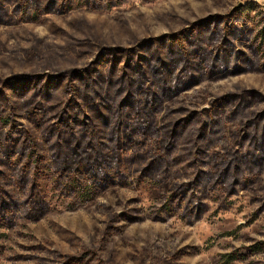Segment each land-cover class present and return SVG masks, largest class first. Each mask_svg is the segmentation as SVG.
<instances>
[{
	"label": "rangeland",
	"instance_id": "rangeland-1",
	"mask_svg": "<svg viewBox=\"0 0 264 264\" xmlns=\"http://www.w3.org/2000/svg\"><path fill=\"white\" fill-rule=\"evenodd\" d=\"M20 1L0 0L5 15L0 91L11 101L0 96V115L8 114L11 103L24 130L40 140L72 98L67 78L52 76H75L90 67L108 74L111 63L102 60V52L115 51L120 62L112 67L119 73L127 55L118 51L149 38L196 31L201 49L214 54L223 45L213 38L218 32L224 36L230 23L231 40L247 38L250 50L238 48L256 52L257 66L198 77L187 90L146 106L154 133L139 138L145 146L133 145L131 152L111 158L117 163L123 156L121 168L111 172L127 176V184L106 188L91 200L55 202L40 219L22 220L10 230L0 226V264H264V158L251 157L260 140L253 136L254 124L264 115V0H122L109 9L74 4L63 13L53 8L64 0L47 10L51 0H24L31 6L26 9ZM204 20L214 31H201ZM164 47L153 45V51L167 58ZM189 60L195 63L194 56ZM76 78L73 87L82 90ZM150 83L136 92L140 109L157 89ZM115 88L103 85L95 96L115 107L124 94ZM83 107L97 136L116 135L113 123L102 127L89 102ZM123 115L135 113L127 108ZM132 154L131 164L126 156ZM153 156L157 169L142 171ZM231 161L229 173H220L218 166ZM221 176L233 183L227 186Z\"/></svg>",
	"mask_w": 264,
	"mask_h": 264
},
{
	"label": "trees",
	"instance_id": "trees-1",
	"mask_svg": "<svg viewBox=\"0 0 264 264\" xmlns=\"http://www.w3.org/2000/svg\"><path fill=\"white\" fill-rule=\"evenodd\" d=\"M23 1H20L21 9L22 7L25 9L31 7L30 5L26 6ZM121 1L64 0L57 8H53V11L63 13L74 4L82 8L109 9ZM56 4H58V0H51L50 4L45 5L46 8L43 9L47 10L48 7ZM63 8L66 9L63 10ZM17 11L18 9L15 10V13ZM4 17L1 6L0 23H4ZM209 24L208 20H204L201 24L203 26L201 31H214ZM224 31V36L218 32V35L213 38L214 41L218 40L223 45L218 53L203 51L201 40L196 37V31L191 33V36L183 33L162 35L146 39L140 42L137 48L128 50V52L126 50L118 51L127 55L124 58V67L119 73H116L115 68L112 67L114 61L116 65L117 62H120L118 55L112 51L101 54L104 56L102 60L111 63L108 74L100 71L97 67H90L74 72L77 74L75 76L65 72H59L52 76L61 82L67 78L66 87L67 91L72 94V98L65 103L66 106L58 114L57 120L47 129L41 131V140L28 130H24L23 122L19 120L20 116L18 117L12 104L8 103L12 112L9 111V115L6 116L0 115L1 126L6 127L2 128L0 132V226L10 230L19 225L22 220L40 219L55 202H63L62 200L69 198L75 201L91 200L106 188L114 185H126L127 176L111 172L112 167L118 170L121 168L123 156L117 163L111 158L115 152L120 156L131 152L133 145H138V148L145 146L140 143L141 139L148 138L147 134L154 133L147 126L148 116L144 112L146 106L153 107L155 104H160L167 98L187 90L198 80V77L204 75L207 78L224 76L228 73L247 71L257 66L256 52L251 54L250 51L247 53L246 50L238 48L241 45H249L250 50L251 42L247 38L239 37H233L234 41L231 40L229 34L235 30L230 27V23H226ZM156 44L165 46L167 58L163 55H156L153 51V45ZM190 45L193 46V49L189 48ZM221 51H223L222 54ZM131 53H134L136 57L134 58ZM109 54L110 56H108ZM191 56L195 57L194 64L189 60ZM262 67L264 68V66ZM74 77L82 81V90L73 87ZM116 77L119 83L114 81ZM148 82H151L150 85H156L157 89L153 88L149 94L151 96L152 93L151 98H147L142 105L143 109H140L138 103H141V100L136 92L144 88ZM108 84L110 87H116L115 92L118 95L124 93L121 98L119 97V100H115V107L112 101L106 102V98L102 95H100L101 98H96L100 93L97 92L98 87L102 88L103 85ZM0 96H2L1 100H5V102L10 101V96L6 93L3 94V91H0ZM74 98H76L75 103ZM84 101L92 105L103 128L107 129L113 123L111 132L115 129L116 135L111 134L109 138V135L97 136L96 130L91 127L92 117L83 112ZM102 104L104 108H102ZM127 108L132 109L135 115L125 118L123 113ZM72 110L76 112L75 117L70 112ZM260 117L258 119L260 122L254 124L255 131L253 133V136L259 137L260 140L258 139L256 147L254 144L255 151L251 156L259 159L264 158V115ZM38 126L42 129L41 124ZM260 129H262L261 133ZM98 138L100 142L95 141ZM129 144L131 145L128 146ZM133 152L135 151L133 150ZM134 156V154L130 157L126 156L131 164L134 163ZM157 161V156H153L141 170L154 172L157 169L155 168L156 164H159L156 163ZM233 164L231 161L226 166L224 164L218 166L220 173H229ZM212 177L218 178L208 175L207 179ZM222 180H224L223 176L220 177L221 182ZM224 181L227 186L233 183L227 178Z\"/></svg>",
	"mask_w": 264,
	"mask_h": 264
}]
</instances>
